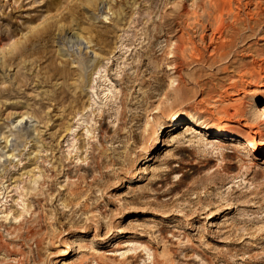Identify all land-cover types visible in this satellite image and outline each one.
Instances as JSON below:
<instances>
[{"label": "rangeland", "instance_id": "rangeland-1", "mask_svg": "<svg viewBox=\"0 0 264 264\" xmlns=\"http://www.w3.org/2000/svg\"><path fill=\"white\" fill-rule=\"evenodd\" d=\"M227 1L0 0V264H264V0Z\"/></svg>", "mask_w": 264, "mask_h": 264}, {"label": "bare ground", "instance_id": "bare-ground-1", "mask_svg": "<svg viewBox=\"0 0 264 264\" xmlns=\"http://www.w3.org/2000/svg\"><path fill=\"white\" fill-rule=\"evenodd\" d=\"M96 1L97 0H88V4H94V3H96ZM199 1L200 0H196V2H194V4H193V7H198V3H199ZM212 4L214 3V7H215V16H217V17H222V15L224 14V13H226V12H228L229 10H230V4H231V2H229V1H227V0H209ZM255 1H257V0H255ZM259 1V0H258ZM252 3V2H251ZM250 4V3H249ZM49 33V31H46L45 32V34H48ZM221 37V36H220ZM222 38V37H221ZM83 39L84 38H82L79 34L78 35H74V34H66L65 36H63V38L61 37L60 38V41H59V43H62L63 41H67V40H72V42L73 43H76V44H78L80 47L83 45ZM65 43V42H64ZM68 43H70V42H68ZM177 43H181L182 45H183V43H182V39H180L179 40V42H177ZM72 44V43H71ZM181 44L180 45H178V44H176V45H178L177 46V48H176V50H178V49H181L180 48V46H181ZM83 47V46H82ZM184 48V47H183ZM175 49V48H174ZM172 50V49H171ZM172 54H175V51L174 52H172ZM171 54V55H172ZM175 68V67H174ZM238 99V98H237ZM240 101V100H239ZM242 108V107H241ZM237 113H239V114H241V115H243V117L245 116L244 114H243V112L242 111H237ZM231 115V114H230ZM188 117V116H187ZM183 118V120H185V117H182ZM175 120H179V118H176ZM258 120L260 121V122H262V124L261 125H263L264 126V111H262L261 113H260V115H258ZM244 128H245V130L243 131V132H241V131H239V130H237V129H235V128H224V129H220L219 130V134L220 135H227V136H229V137H238V136H243V135H248V137L249 136H251V133H254L255 135H258L259 137H260V139H261V137L263 136V130H262V127L260 128V126L258 125H251V124H246L245 126H244ZM252 138V137H251ZM257 142V141H256ZM255 142V139L254 138H252V141L249 143L250 144V146H252V147H260V149H261V151L262 152H264V144H262V145H257V143ZM158 144H159V141H158ZM156 148V147H155ZM154 148V149H155ZM221 149V148H220ZM67 254H68V252H67Z\"/></svg>", "mask_w": 264, "mask_h": 264}]
</instances>
